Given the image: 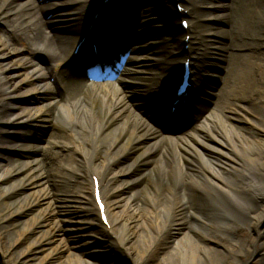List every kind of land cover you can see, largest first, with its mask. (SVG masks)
Segmentation results:
<instances>
[{
	"label": "bare ground",
	"instance_id": "bare-ground-1",
	"mask_svg": "<svg viewBox=\"0 0 264 264\" xmlns=\"http://www.w3.org/2000/svg\"><path fill=\"white\" fill-rule=\"evenodd\" d=\"M101 1L0 0V22L8 34L0 35V140L14 149L9 167H0V185L11 184L0 192V198L5 201L14 196L1 211V220L12 221L22 211L44 205L47 208L37 223L48 228V235L53 231L52 220L80 231L94 251L101 249L102 240L113 243V237L120 246L115 253L124 250V261L147 264L145 255L155 242L150 239L140 248L130 238L118 212L123 200L118 187L112 186L137 169L142 180L136 200L148 213L147 219L164 215L168 229L183 225L188 209L202 218L234 219L249 227L252 238L222 243L231 255L227 264H241L240 255L248 254L247 245L251 249L255 244L261 246L256 260L264 264L260 243L264 234V127L259 124L264 114L249 111L236 96L244 90L251 92L253 101L264 96V0H225L222 4L217 0H130L133 8L125 18L121 10H112L128 0H113V7L103 8L90 33L92 40L101 43L99 57H93L99 74L84 70L85 59L73 57L72 51ZM175 3L188 11L191 29L183 31L178 26L183 15L177 14ZM100 20L115 34H122L119 41L101 34ZM187 35L186 51L183 40ZM110 43L124 48L117 61L107 58ZM185 57L194 65L193 93L209 97L211 87L220 83L221 96L209 97L202 109L188 115L185 122L196 123L182 132L178 127L182 123L171 121L160 101H167L175 90ZM215 60L224 66L214 67ZM100 61L106 64L101 66ZM237 61L245 66L243 75L249 76L251 70V87L247 86L250 82H233V87L227 81ZM217 71L222 76L215 77ZM108 73L112 77H106ZM51 112L63 117L68 128L55 126ZM40 126L51 137L36 135ZM16 132L18 136L11 139ZM38 142L46 143L48 149H37ZM71 158L83 163L86 171L66 165L64 160ZM116 165H122L120 170L113 168ZM91 176L101 177L108 228L93 203ZM87 184L91 196L82 189ZM35 189L41 195L29 194L24 208L20 207L21 193ZM55 205L62 209L59 223L53 216ZM210 241L190 242L183 235L175 241L183 248L181 261L196 264L202 259L217 264L211 252L215 244ZM0 253L4 254L1 246ZM90 259L77 256L74 262L95 264ZM0 264L10 263L2 260Z\"/></svg>",
	"mask_w": 264,
	"mask_h": 264
},
{
	"label": "rangeland",
	"instance_id": "rangeland-1",
	"mask_svg": "<svg viewBox=\"0 0 264 264\" xmlns=\"http://www.w3.org/2000/svg\"><path fill=\"white\" fill-rule=\"evenodd\" d=\"M223 1L225 0H217V2H219L220 4H222ZM127 9L129 10V8ZM187 20L189 21V18ZM4 26V22L1 21L0 35L7 36L8 34L4 33L7 31H3V28H5ZM56 27L57 29H59L58 26ZM46 31L50 30L47 29ZM155 53L157 54V52ZM160 56L161 55H156L155 58L159 60L161 59ZM213 65L218 69L224 66L222 62L218 63V61L216 62V60L214 61ZM241 66L242 64L238 62L236 66L232 67V72L227 76V81H232L231 85L233 87V82H235L236 85H246L250 82V84H248L247 86L251 87V85L254 84L251 80V70L248 69L249 76H245L242 74V68L244 69L245 66ZM220 73L221 72L218 73L217 71V73H215V77L222 76V73L221 75ZM245 77L249 78V80H246ZM211 89L212 90L209 91L210 97L220 98L221 84L217 83ZM236 96H238L237 98L243 101V105L246 106L249 111L261 115L264 114V96H258V98H255L253 101L250 99V97H252L251 92L247 90H244L242 92L238 91L236 93ZM205 105L206 103H199L195 106H198V108L201 109ZM51 113V115H53V123L55 126L68 128L67 122L63 117L55 114L54 112ZM195 123L196 122L192 121L188 126L181 125L179 129H181V127H184L185 130L192 129ZM259 124L264 127V119H259ZM50 126L51 125L49 124V129ZM36 130V133H34L38 136H44L45 139H47V137H49L50 135L48 129H45V126H40L36 128ZM18 133L19 132H16L11 139L16 138V136H18ZM36 148L39 150H45L48 149V146L46 145V143L43 144L42 142H38ZM13 152L14 149L6 146L4 142L0 140V155L7 156V160H9L7 161V163L5 160L6 158L0 156V167L3 168L4 165H7L9 167V162H11V159L14 156ZM74 159L75 158H71V160L68 161L64 160V162L66 163V165L71 166L74 169H83V171H86L83 163L82 165L78 164L77 161H74ZM122 165H116L115 167L113 166V168L120 170ZM111 167L112 166H109L108 169ZM130 175L133 176L129 178ZM130 175L126 176L122 180L119 179L118 181H116V183L112 184V186L116 188L118 187L119 196L123 200L122 205L124 206L123 208H120L118 212L122 216V224H124L123 227H125V230H130V238L134 240L137 243V246L140 248L141 246H145L146 243L149 244L148 240L150 239L152 241L154 240L155 242V245L145 255L148 259L147 264H184L180 259L183 248H181V246L175 242L176 240H179L183 235H186L187 239L190 242L200 241L201 243L206 244L210 240L214 241L213 244L215 245H212L213 248L211 246L208 247L212 248L211 252L213 253V258L217 264H227V262H230L231 260L229 251L223 246L222 243H227L228 245L233 241L234 238L236 239L238 237H243L244 239L252 238V232L249 230V227L247 225L238 223L234 219L224 218L219 220L215 218H202L189 209L186 210L184 214V221L180 223L183 225H177L176 227L170 226L169 229L164 228L167 225L166 217L164 215H159L153 219H147L148 213L142 210L140 203H138L136 200L138 191H140L142 172L137 171L136 169L132 171ZM97 177L101 181V177ZM127 181L131 183L125 186L124 183H126ZM101 185L103 191L102 182ZM10 186V182H6L5 184L0 185V192L3 191V189L9 188ZM82 189L86 191L89 196H91L90 184L85 185ZM51 190L53 191L54 189H48V191ZM64 191L66 190L63 189V192ZM60 192L62 193V189L60 190ZM29 194L39 196L41 195V192L39 189L32 190V192H22L20 197L22 198L23 202L19 203L20 207L24 208L26 202L28 201L26 197H28ZM13 197L14 196L8 197V199L5 201L0 198V214L1 211L8 207V205L14 200ZM187 199L189 198L187 197ZM53 207L55 208L53 216L55 217V220L58 221L60 217H62V209L57 207V205ZM46 208V206L41 205L30 211L24 210L16 215V218L14 220L6 222H3L1 220L0 215V246L4 251L3 255L0 253V262L2 260H5L10 264H75L74 261L75 259H77V256L82 257V259L91 257L92 260L90 259V261L95 264H99L101 262H104L105 264H123V262H127L124 261L127 258L122 257V254L126 255L124 250H119V255L115 253L116 246H119V244H117L116 239L113 237H111L113 243H111V241L107 243V241L105 242V240H102L104 242L103 245H101V249L94 251L90 249L91 244L87 241L85 236H82L80 231H70L66 228L65 225L59 223V221V225H56L52 222V220L50 222L48 220V222L52 226H54H50V229H53V231L48 235L46 233V230H48V228L37 223L38 215L42 213ZM47 218L49 219V216H47ZM78 220L79 219L76 220L77 223L79 222ZM226 227H230L231 231H234L237 228L238 231H236V233H232L230 231L227 232L225 230ZM115 229L118 230V227H116ZM261 229H264V223ZM82 230H86L87 233H90V230L88 228L86 229L85 227H83ZM159 234L160 237H158ZM17 238H19V240L14 243L15 239ZM222 239L225 242H222ZM260 243L264 245V234H261ZM247 246L249 252L244 256L240 255V260L242 261L241 264H258L256 260L258 258L256 256V251L258 252L261 249V246L255 244L251 249H249V246L251 245ZM57 247L60 248L59 251L55 249ZM122 251L124 253H122ZM120 259L122 261H120ZM127 264H130V262H127ZM196 264L206 263L201 259Z\"/></svg>",
	"mask_w": 264,
	"mask_h": 264
}]
</instances>
